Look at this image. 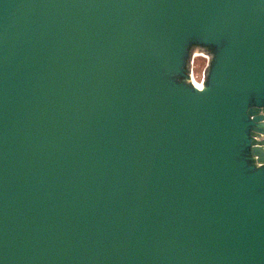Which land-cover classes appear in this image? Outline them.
<instances>
[{
  "label": "water",
  "instance_id": "1",
  "mask_svg": "<svg viewBox=\"0 0 264 264\" xmlns=\"http://www.w3.org/2000/svg\"><path fill=\"white\" fill-rule=\"evenodd\" d=\"M254 104L264 0H0V264H264Z\"/></svg>",
  "mask_w": 264,
  "mask_h": 264
},
{
  "label": "clouds",
  "instance_id": "2",
  "mask_svg": "<svg viewBox=\"0 0 264 264\" xmlns=\"http://www.w3.org/2000/svg\"><path fill=\"white\" fill-rule=\"evenodd\" d=\"M217 53L208 43L192 42L185 49L182 67L169 68V73L193 94H203L208 90ZM251 122L247 131V163L254 172L264 170V104H254L244 109Z\"/></svg>",
  "mask_w": 264,
  "mask_h": 264
}]
</instances>
